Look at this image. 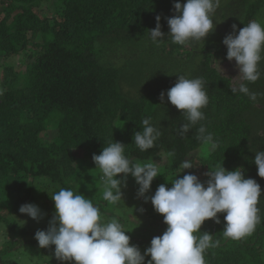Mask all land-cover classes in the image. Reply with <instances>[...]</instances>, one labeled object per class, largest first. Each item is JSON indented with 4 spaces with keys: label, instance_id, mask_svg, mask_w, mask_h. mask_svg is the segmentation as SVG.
Masks as SVG:
<instances>
[{
    "label": "trees",
    "instance_id": "trees-1",
    "mask_svg": "<svg viewBox=\"0 0 264 264\" xmlns=\"http://www.w3.org/2000/svg\"><path fill=\"white\" fill-rule=\"evenodd\" d=\"M230 1L226 10L218 3L213 14L214 41L205 37L182 46L164 36L157 46L148 30L156 27L160 16L161 31H169L167 18L176 14L173 0H52L50 16L38 10L47 0H0L3 234L16 229L21 205L54 204L51 196L60 188L101 203L102 196H92L103 194L102 173L92 157L116 141L125 145V155L135 162L165 156L166 178L193 156L199 157L206 173L223 165L227 170L241 168L245 178L255 179L262 195L257 205L260 222L252 234L239 240L225 238V213L218 214L221 223L206 220L200 231L218 241L204 253L206 264H264V178L253 162L255 152L264 150V58L258 65L260 78L243 81L258 94L256 101L231 92L232 77L219 68L236 64L226 58L222 43L232 26H237L238 34L252 20L264 23V0ZM15 56H20L25 70L9 62ZM181 74L203 78L209 98L202 109L205 119L184 136L179 129L187 121L166 95ZM161 92H165L163 104ZM145 118H151L162 135L152 149L141 152L133 136L142 130ZM200 124L218 141V147L202 156L198 153L208 151L211 143L196 138ZM50 131L52 140L46 138ZM76 151H82V157ZM170 152L175 155L169 157ZM132 178L129 174L126 183ZM158 227L166 230L163 216ZM50 247L54 251L55 246ZM10 250L0 247V264H14ZM58 262L62 261L48 258L47 264Z\"/></svg>",
    "mask_w": 264,
    "mask_h": 264
},
{
    "label": "clouds",
    "instance_id": "clouds-1",
    "mask_svg": "<svg viewBox=\"0 0 264 264\" xmlns=\"http://www.w3.org/2000/svg\"><path fill=\"white\" fill-rule=\"evenodd\" d=\"M218 3L219 0H186L181 4L177 0L174 3L176 14L167 18L168 38L182 46L203 40L215 29L212 17ZM160 19L157 16L156 27L148 30L151 42L157 46L165 36ZM232 29L222 41L227 47L226 58L229 61L234 59L239 69L238 76L232 78L231 92L245 94L256 101L258 94L251 92L243 81L254 83L261 76L258 65L264 58V23L252 20L239 29L238 34L236 25ZM166 95L187 121L180 126L181 136L205 119L202 109L207 106L209 98L203 78L178 75ZM164 98L165 92H161V104ZM142 126V130L134 132L133 142L144 152L155 146L162 132L151 118L143 119ZM196 138L211 143L213 149L218 147V141L203 124L197 129ZM255 153L253 162L257 174L264 178V150ZM174 155V152L168 153L169 157ZM92 159L95 168L102 173L104 201L117 204L123 199L121 189L130 174L139 185L137 195L145 202L150 200L167 227L162 235L151 239L150 246L141 254L137 245L130 244L131 238L126 234L129 231L117 218L102 219L100 208L91 199L70 188H60L51 196L55 212L47 230H37L34 236L40 248L54 245V255L59 261L145 264V257L150 256L147 264H206L204 253L218 243L213 240L214 235L200 231L206 220L214 219L219 224L218 214L225 213L222 233L232 240L252 234L260 222L257 205L262 195L261 186L255 179L245 178L241 168L227 170L223 165L218 166L205 173L209 177L206 182H201L195 174H184L182 178L173 179L170 188L161 184L153 195L147 196L154 178L160 175L158 162H135L125 155V145L116 141L103 147L100 154H93ZM194 166L186 159L180 164L181 172ZM119 174H123V178H117ZM19 212L37 221L42 218L40 208L32 203L21 205Z\"/></svg>",
    "mask_w": 264,
    "mask_h": 264
},
{
    "label": "rangeland",
    "instance_id": "rangeland-1",
    "mask_svg": "<svg viewBox=\"0 0 264 264\" xmlns=\"http://www.w3.org/2000/svg\"><path fill=\"white\" fill-rule=\"evenodd\" d=\"M181 0H178L180 2ZM177 0H173L171 5H174ZM230 0H219V3L222 4V8H225L230 3ZM174 8V7H173ZM52 9V0H47L44 2L40 8L39 12L50 16ZM165 34V37L168 38L167 30L162 31ZM164 37V39H166ZM206 38L210 41H214L216 39L215 31L210 32ZM20 56H15L9 62L16 64V67H19L21 70H25V65H20ZM4 63L3 60H0V77L3 74ZM222 69H221V68ZM220 70L225 73L227 76H231L235 78L239 74V69L236 64H225L220 66ZM233 80V79H232ZM234 82V81H233ZM53 132H48L46 138L53 139ZM205 149V147H204ZM208 151L199 152L198 154L202 156L203 153H208L212 151V146L208 148ZM82 151H76L75 154L79 157H82ZM204 155V154H203ZM199 157L193 158L190 156L191 162L195 165L191 169H185L183 172L182 169L173 173L171 175H166L165 172L168 169L167 160L165 156L159 158L156 162H158V167L160 168V172L162 173L159 178L158 176L154 178L151 189L147 196H151L155 193L156 189L159 185L165 184L167 187H171V183L173 179H178L179 176H183L184 174L190 173L197 175V177L201 180V182H206V171L202 170ZM98 174H101L100 170L97 171ZM181 172V173H179ZM179 173V174H178ZM164 174V175H163ZM175 177V175H177ZM170 176V177H169ZM172 177V178H171ZM170 182L168 183V181ZM103 183V181H101ZM139 185L136 184L135 179L132 178L131 181H128L125 186L122 187V198L117 204H110L103 200V194H92V196H102L101 203L94 202L93 204L100 208V212L102 215V219L108 220L113 217L117 218L121 224L124 226V229L127 232L126 234L130 236V244L137 245L141 254L144 253L147 247L150 246V241L153 237L160 236L163 234V230L161 231L158 225L161 223L162 215L158 214L150 200L145 202L143 197H139L137 195ZM42 213V218L37 221L29 217L27 214H18L16 217V229L13 233L3 234V230L0 229V247L3 248L6 246L12 247V250L8 253L9 256L13 257L14 264H47L48 258L52 261L56 260L54 251L49 247V253L47 254L46 248H40L38 245V241L34 238L37 230H47L49 226V221L51 220L55 208L54 204L47 202L43 204H37ZM14 217L13 215L11 218ZM40 252L47 254L45 256L38 255ZM150 256L145 257V264L150 260ZM58 264H63L62 262H58Z\"/></svg>",
    "mask_w": 264,
    "mask_h": 264
}]
</instances>
